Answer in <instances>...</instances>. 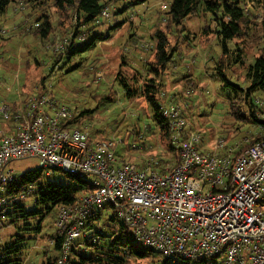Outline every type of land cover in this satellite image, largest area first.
<instances>
[{"label":"built area","instance_id":"1","mask_svg":"<svg viewBox=\"0 0 264 264\" xmlns=\"http://www.w3.org/2000/svg\"><path fill=\"white\" fill-rule=\"evenodd\" d=\"M102 15L109 16L108 7ZM73 113L49 91L23 97L0 77V217L25 198L7 194L16 175L8 168L13 160L37 158L49 176L60 170L91 182L75 206L59 210L55 226L63 239L56 264H70L72 245L88 234L83 226L109 204L140 243L165 258L264 264V124L260 139H247L255 142L237 154L240 144L206 143L183 105L170 100L161 114L173 157L136 163L116 153L115 139L95 140L88 128L66 126Z\"/></svg>","mask_w":264,"mask_h":264},{"label":"rangeland","instance_id":"2","mask_svg":"<svg viewBox=\"0 0 264 264\" xmlns=\"http://www.w3.org/2000/svg\"><path fill=\"white\" fill-rule=\"evenodd\" d=\"M38 3L34 0L14 1L4 13H0V77L7 85L13 86L14 91H20L23 97L47 86V91L56 103L71 106L79 116L76 127L88 128L95 140L115 139L116 153L126 160L140 163L148 157L172 158V151L158 130L149 129L153 125L148 116L152 111L147 109L145 100L142 97L128 99L122 85L117 82L119 73L136 85L142 84L150 76L145 63L154 60V36L158 29H163L170 45L180 51L163 71L161 98L167 99V102H180L206 143L220 138L229 146H242L247 139L256 138L259 128L249 118L246 102H238L240 113L246 118L243 122L231 113L228 97L231 86L221 87L223 83L214 73V68L223 58L222 63L229 79L244 87L247 85L246 66L254 61L264 46V31L259 25L264 19V1L249 2L254 21L252 31L244 41L231 40L226 55L217 34L204 32V17L187 18L184 31H179L182 25L169 27L164 19L167 18L164 9L169 0H149L144 5H137L128 12L126 22L117 29H107L114 24L113 9L117 5L110 3L107 6V23L97 29H105L111 37L100 41L93 50L76 57L74 62L83 58V67L69 73L53 64L65 56L73 26L80 19L70 7L58 9L52 2ZM45 14L50 20L51 30L43 39L37 27L46 19ZM209 29L214 30V25ZM238 46L243 50L245 64L235 62ZM134 76L138 77V83L133 82ZM105 95L111 99L101 100ZM256 97L264 110V92L256 93ZM85 110L88 112L81 115ZM8 168L19 174L39 168V160H13ZM43 174V179L48 178L47 170H43ZM50 177L69 180L60 170ZM25 202L33 208L35 197H27ZM112 212L111 208L107 210L108 215ZM54 217L55 212L46 219L43 234L31 246L24 264H43L46 260L45 251H49V255H58L52 250V241L58 235ZM13 232L12 226L1 227V242L6 241ZM151 261L147 258L135 260L132 264H152Z\"/></svg>","mask_w":264,"mask_h":264},{"label":"trees","instance_id":"3","mask_svg":"<svg viewBox=\"0 0 264 264\" xmlns=\"http://www.w3.org/2000/svg\"><path fill=\"white\" fill-rule=\"evenodd\" d=\"M18 0H0V13H4L8 6ZM38 4H48L52 2L58 9L65 7L72 8L80 19L77 25L73 26V31L69 43L66 45L65 56L57 59L53 66L65 69V73L83 67V58L74 62L75 58L81 56L83 52L93 50L100 41L108 39L111 34L105 29L97 28L107 23V18L102 15L103 9L110 3L117 4L113 9L114 24L107 29H117L128 18V12L137 5H144L149 0H34ZM254 0H169L166 10L169 27L180 26L179 31L185 30L184 21L191 16L205 18L204 32H215L222 41L225 55L229 52L228 43L231 40H246L252 31L254 23L249 2ZM262 2L264 0H256ZM264 4V3H263ZM44 20L38 25L37 31L40 36L46 38L51 30L50 20L45 14ZM214 25V30L209 29ZM264 31V19L259 23ZM188 36V35H187ZM155 58L153 61L147 60L145 67L148 75L142 84L130 83L128 78L119 73L117 82L122 85L125 96L128 99L142 97L147 109L152 111L148 115L154 125L149 129H157L160 137L167 143L174 152L175 147L171 143L168 121L162 116V105L167 103V99L161 98L163 83L161 77L171 63L177 50L176 46L170 45V40L163 29H158L155 33ZM235 62L245 64L243 61V50L239 46ZM261 52L255 57L252 63L246 66L244 87L237 82H233L226 75L222 59L214 68L215 74L222 81L221 87L231 86L228 93L231 113L243 122L246 118L240 113L239 100H244L248 106L250 118L257 123L259 133L255 140L261 137L260 125L264 124L259 115L264 114L263 106L257 101L256 93L264 92V46ZM62 63V65L60 64ZM60 64V65H59ZM137 76L132 77L133 82L138 83ZM47 91L44 86L39 93ZM111 99L103 96L101 100ZM88 110L81 112L86 114ZM78 115L73 113L65 123L66 126L76 127L78 125ZM140 132L138 131V134ZM255 140L245 143L237 150V154L242 153ZM168 162L169 158H161ZM69 180L48 178L43 179V170L34 168L16 174L10 182L7 194L12 196L24 195L21 201L11 204L1 212V227L12 226L14 232L10 234L6 241L0 244V264H24L26 256L31 246L42 236L46 219L55 212L54 219L57 218L62 207H73L80 199L88 194L91 189L90 179L75 174L64 172ZM43 179V180H42ZM35 186V188H34ZM34 196L35 204L30 208L25 202L27 197ZM264 207V200L259 204ZM112 209V214L108 215L107 210ZM83 228L88 232L83 240L75 242L71 247L70 264H132L135 260L141 261L150 258L152 264H220L216 258L186 259L181 256L170 258L163 257L159 252L151 247L140 243L132 234L130 228L119 220L114 204L97 209L95 214L85 223ZM52 250L58 252L63 239L61 234L54 237ZM83 246V247H82ZM45 251L46 260L43 264H56L58 255H49Z\"/></svg>","mask_w":264,"mask_h":264}]
</instances>
